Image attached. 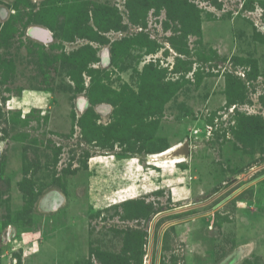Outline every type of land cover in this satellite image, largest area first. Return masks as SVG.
<instances>
[{"label": "rangeland", "instance_id": "rangeland-1", "mask_svg": "<svg viewBox=\"0 0 264 264\" xmlns=\"http://www.w3.org/2000/svg\"><path fill=\"white\" fill-rule=\"evenodd\" d=\"M0 264H264V0H0Z\"/></svg>", "mask_w": 264, "mask_h": 264}, {"label": "bare ground", "instance_id": "bare-ground-1", "mask_svg": "<svg viewBox=\"0 0 264 264\" xmlns=\"http://www.w3.org/2000/svg\"><path fill=\"white\" fill-rule=\"evenodd\" d=\"M35 33H36V35H37V34H41L42 36H43V34H44L43 31H38V30H37ZM44 35H45V34H44ZM38 36H40V35H38ZM42 36H41V37H42ZM172 150H173V148H170V149H168L167 151H165V153H167V152H169V151H172ZM178 151H180V152L184 153V155H186V154H185V150H184L183 147H181ZM165 153H160V154L162 155V154H165ZM160 154H159V155H160ZM184 158H186V156H184ZM181 160H182V159H181Z\"/></svg>", "mask_w": 264, "mask_h": 264}, {"label": "water", "instance_id": "water-1", "mask_svg": "<svg viewBox=\"0 0 264 264\" xmlns=\"http://www.w3.org/2000/svg\"><path fill=\"white\" fill-rule=\"evenodd\" d=\"M184 150H185V153H186V145H185V147H184Z\"/></svg>", "mask_w": 264, "mask_h": 264}]
</instances>
